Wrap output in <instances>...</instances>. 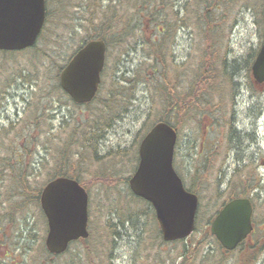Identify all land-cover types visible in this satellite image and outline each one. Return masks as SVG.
I'll return each mask as SVG.
<instances>
[{
    "label": "rangeland",
    "instance_id": "1",
    "mask_svg": "<svg viewBox=\"0 0 264 264\" xmlns=\"http://www.w3.org/2000/svg\"><path fill=\"white\" fill-rule=\"evenodd\" d=\"M196 1L176 0L178 8L182 9L184 4L186 5L184 11L187 10L186 8L193 9ZM48 7L52 13L51 18L47 22L44 35L33 49L29 52H0V79L5 74H10L16 67L24 69L32 65L36 58H40L43 63V73L38 78V83H33L31 86L21 80L18 81L17 86H11L4 93L3 104L0 105V125L2 126H9L14 122L22 125V122L27 119L33 121L32 118L35 115L33 107L40 109L50 100L49 88L54 89L57 84L56 80L52 82L51 78L58 73V65L66 58L68 60L79 45L84 43L83 39L94 31L87 20L86 13L74 8V0H48ZM225 13L228 14L227 20L224 21V31L221 30V38L217 39L215 45L214 54L217 59L214 61V69L217 70L221 66V58L225 56L226 70L230 72L236 70L232 78V86H235V106L225 112L219 108L215 110L221 120V125L215 129L208 128L209 125L207 129L200 127L201 125L196 122H193L192 126L187 125L179 129L175 161L180 162L181 172L188 180L189 187L194 183L197 188H200V214L198 215L201 231L210 226L209 223L217 210L222 206L227 195L233 191V187L229 185L235 177V172L240 169L243 173L247 169L253 178L259 180L261 188L258 189V195L255 189L249 194L254 199L256 207L254 214L256 231L252 236L233 252H225L214 243L212 238L204 239L202 245L206 248L209 257L219 259L220 264H264V86L252 87L254 84L252 73L246 67L250 54L255 52L254 55H256L264 41L263 14L251 8H241L238 3L226 8ZM174 38H176L174 44L176 62L181 63L191 58L187 72L192 73L199 67L202 59L204 45L200 42L201 37L193 29L184 28ZM31 53H34V56H31ZM48 54L51 55L50 58ZM145 57L141 48L132 52L114 76L116 78L122 75L131 77L133 75L131 73L141 65ZM1 84L4 83L1 82ZM4 85L6 86L7 82ZM107 86L109 85L106 83L103 85V87ZM35 94L38 96L33 103L35 106L28 109L27 105L32 103V97ZM104 94V90L101 89L100 98L91 102L90 104L93 103V105L88 108V104L77 107L68 96H60V102L54 99L57 101L56 104L48 106L51 110H47V116L45 115L43 123H40L43 126L41 142L47 140L46 132L49 125L55 129L70 120L69 124L79 121L84 114L96 110ZM43 95H46V99ZM136 97L129 112L105 130V138L99 144L97 156L88 154V159L84 157L82 165L77 167L81 182L87 184L85 186L90 198V221L93 224L92 229L90 227L91 239L88 241L90 254L88 258L82 259V264H86L87 259H90L89 263L92 264H156L155 260L159 252L153 250L154 248L146 251L145 245H141L139 238L145 228L143 218L138 216L134 219V223L124 225L119 220V213L124 214L119 212L123 206L131 211L140 206L143 207V203H138L129 197L127 190L130 189L129 184L124 180L129 179L137 168L139 143L156 122L155 117L158 113L157 110L152 109L153 101L144 85L137 88ZM221 97L231 102V94L228 90L222 92ZM49 116L50 119H48ZM231 120L236 123L238 132L236 138L229 140L227 130ZM208 121L205 120L204 124ZM28 132L30 129L25 128V135ZM63 132L64 134L60 135L62 137L60 143L69 137L71 130L67 134ZM229 144L230 147H228ZM202 148L209 153V157L198 154L203 150ZM63 149L64 146L60 144V151ZM128 150L134 151L129 156L122 157L123 159L118 158L123 151ZM73 151H77L76 148ZM35 152L38 157L45 155L42 147ZM207 158L209 166L205 169L204 175L199 174V180L191 178V171L196 166L202 167V160ZM45 175L46 172L43 171L39 180L42 187L47 183L43 180ZM113 176L120 180L115 182L112 179ZM98 177L105 180L99 182ZM33 213L36 217L32 216ZM37 215L38 211H34L28 215L27 223L24 220L20 222L19 233L23 236L20 240L14 241L18 247L16 253L24 257L22 253L24 247L27 249L35 247L40 250V254L27 252L26 258L29 264H39L40 259V262L49 264H77L84 254L82 250L79 252L77 249L83 246L82 243V245L80 243L72 245L67 253L60 256L50 257L49 254L47 258L46 255L42 256L44 254L42 244L45 246L48 225L40 214ZM194 236L200 239L199 232ZM175 246L174 243H166L165 250L171 249L170 253H161L166 264H172L176 260L181 261L183 252ZM78 256L80 257L77 260ZM214 261L217 262V260Z\"/></svg>",
    "mask_w": 264,
    "mask_h": 264
},
{
    "label": "trees",
    "instance_id": "2",
    "mask_svg": "<svg viewBox=\"0 0 264 264\" xmlns=\"http://www.w3.org/2000/svg\"><path fill=\"white\" fill-rule=\"evenodd\" d=\"M234 3H238L241 8H251L259 14H263L262 22H264V0H197L195 5L192 2L193 9L186 8V11H184L186 5L184 4L182 9L178 8L176 0H74V8L79 12L86 13L88 22L94 28L93 33L87 35L83 42L101 38L106 41L108 46L102 84L94 101L100 98L101 89L105 94L101 96L100 104L96 110L84 114L79 121H74L72 124H69L71 120L65 123L63 131L67 134L71 130L68 135L69 139L66 138L63 143H60L62 139L60 126L53 129L49 125L46 132L47 140L41 142L43 126L40 123H43L44 116H47V110H51V107L48 106L56 104L57 101L54 99L60 102V96H68L58 82L60 72L69 60L66 58L58 65V73L51 78L52 82L56 80L57 84L54 89L49 88L50 100L47 104H44V107L40 109H35L33 103L38 98L36 94L32 97V103H28L27 108L32 109L33 107L34 109L33 121L27 119L22 122V125H17L14 122L9 126L0 127V264H29L26 258L27 252L40 254V250L35 247L28 249L24 247V252H22L24 257H22L16 253L18 247L14 241L22 238V233H19L21 230L19 224L23 220L27 223L30 213L38 211V215L40 214L46 222L40 205L43 185L39 184V180L42 172H46L43 179L46 181L59 176H68L81 182L77 167L82 165L84 157L88 159V154L97 156L99 144L105 138V130L129 112L137 98L136 90L139 86L144 85L145 89H148L153 101L152 109L158 111L155 117L156 122L171 123L178 131L187 125L192 126L193 122L206 129L208 125V128L212 129L221 125V120L215 110L219 108L225 112L235 106V86H232V78H234L233 74L235 76L236 70L231 72L226 70L225 56L221 58V66L215 70L214 61L217 58L214 51L217 39L221 38L220 32L224 31V21L227 20L228 14L225 13L226 8ZM47 13L51 17L52 13L49 7H47ZM184 28L193 29L201 37L200 42L204 45L199 67L192 73L187 72L191 58L185 59L181 63L175 60L176 38L174 37ZM43 35L44 32L41 38ZM139 48L146 55L141 65L131 73L133 74L131 77L122 75L116 78L114 74L121 69L125 59ZM254 54L255 52L250 54L247 60L248 70H251ZM41 55L39 54L40 57ZM31 56H34V53H31ZM48 56L51 57L50 54ZM42 69L41 59L36 58L32 65L30 64L24 69L16 67L10 74H5L0 79V105L3 104L6 90L13 85L17 86L18 81L23 80L31 86L33 83H38V78L43 73ZM5 70L8 71V69ZM4 78L5 80H3ZM1 82L4 84L7 82V85H2ZM252 82L254 83L253 88L259 86L255 81ZM105 83L109 86L103 87ZM227 90L231 94V102L220 98L221 93L227 92ZM43 98L46 99V95H43ZM74 105L81 107L76 103ZM91 105L93 103H89L87 108ZM205 120L209 121L204 124ZM234 126L235 123L231 120L227 130L229 140L237 137ZM25 128L30 129L27 135L24 133ZM60 144L64 146L63 151H60ZM40 147L45 150V155L38 157L35 150L39 151ZM74 148L77 151H73ZM130 153H132L130 150L123 151L118 158L123 159ZM198 154L209 157V153L205 149L199 151ZM207 160L208 158L203 159V166H196L191 171V178L199 180V174L204 175L205 169L209 166ZM175 167L189 187L188 180L181 172L180 162L175 161ZM242 171L239 169L235 172V177L229 185V187H233V191L227 195L222 205L236 197H248L252 191L254 192V189L258 195V189L261 188L259 180L253 178L247 169L241 173ZM193 173L195 175L192 176ZM113 177L115 182L120 180ZM104 180L102 177L97 178L99 182ZM124 182H128V179H125ZM81 183L86 187L87 184ZM127 190L129 197L138 203H143V207L140 206L131 211L123 206L119 211L124 213H119L120 223L122 225L134 223V219L141 216L145 223V228L139 235L141 245H145L146 251H151L154 248L153 250L159 252L155 260L156 264H166L161 253H170L171 249L165 250L166 242L162 238L154 208L145 200L135 197L130 189ZM189 190L198 194L200 192V188H197L194 183L189 187ZM198 214L200 213L198 212ZM32 216L36 217L34 213ZM199 221V215H197L196 231L191 237L174 242L175 248L179 251L181 249L183 254L181 261L176 260L172 264H220L219 259L209 257L202 243L204 239L212 238L217 246L222 247L211 234L210 226L200 230ZM92 225L90 221L91 229ZM197 232L200 234V239L194 236ZM90 239L91 235L86 240L81 239L73 243V245L83 244L82 249L77 248L79 252L82 250L84 253L77 264H82V259L88 258L90 254L88 241ZM42 251L43 257L46 255L47 258L48 254L50 257L53 256L48 253L44 244H42ZM40 260H38L39 264H49L48 262L42 263ZM89 262L90 259H87L86 264H92Z\"/></svg>",
    "mask_w": 264,
    "mask_h": 264
},
{
    "label": "water",
    "instance_id": "3",
    "mask_svg": "<svg viewBox=\"0 0 264 264\" xmlns=\"http://www.w3.org/2000/svg\"><path fill=\"white\" fill-rule=\"evenodd\" d=\"M46 0H0V50L19 51L37 42L46 20ZM107 46L92 40L81 47L60 75L61 87L79 104L91 102L101 83ZM253 76L264 83V43L252 66ZM176 129L156 123L139 146V165L129 180L133 193L149 201L167 242L185 239L196 227L199 197L189 191L174 166ZM48 220L46 246L64 253L71 242L89 237V194L79 181L58 177L41 194ZM254 207L250 198H236L220 210L211 233L228 251L235 250L253 231Z\"/></svg>",
    "mask_w": 264,
    "mask_h": 264
},
{
    "label": "bare ground",
    "instance_id": "4",
    "mask_svg": "<svg viewBox=\"0 0 264 264\" xmlns=\"http://www.w3.org/2000/svg\"><path fill=\"white\" fill-rule=\"evenodd\" d=\"M105 67H106V64H105V66H104V69H105ZM64 125H65V124H64ZM64 125L60 126V135H61V134H64V132H63V130H64V127H63V126H64ZM1 126H2V125H0V127H1ZM234 127H235V129H236V123H235V126H234ZM236 132H238L237 129H236ZM69 138H70V136L67 137V139H69ZM130 151L133 152L134 150H133V151L130 150ZM129 188H130V187H129ZM130 191L132 192L131 188H130ZM132 193H133V192H132Z\"/></svg>",
    "mask_w": 264,
    "mask_h": 264
}]
</instances>
